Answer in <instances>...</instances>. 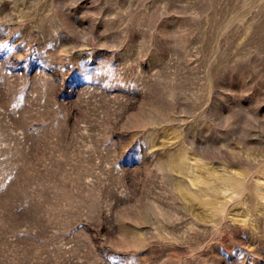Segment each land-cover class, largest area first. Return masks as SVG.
Instances as JSON below:
<instances>
[{
	"label": "rangeland",
	"instance_id": "obj_1",
	"mask_svg": "<svg viewBox=\"0 0 264 264\" xmlns=\"http://www.w3.org/2000/svg\"><path fill=\"white\" fill-rule=\"evenodd\" d=\"M0 264H264V0H0Z\"/></svg>",
	"mask_w": 264,
	"mask_h": 264
}]
</instances>
